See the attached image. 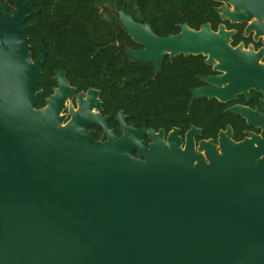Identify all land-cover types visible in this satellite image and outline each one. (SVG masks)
I'll list each match as a JSON object with an SVG mask.
<instances>
[{"label":"water","instance_id":"1","mask_svg":"<svg viewBox=\"0 0 264 264\" xmlns=\"http://www.w3.org/2000/svg\"><path fill=\"white\" fill-rule=\"evenodd\" d=\"M0 0V264H264V100L262 112L241 104L225 110L261 127L239 141L227 126L213 139L200 128L165 132L102 116L99 90L69 105L74 88L56 70L57 86L36 107L46 51L33 59L25 24L34 0ZM221 19L248 22L264 36V0H218ZM140 45L121 44L131 60L165 54L202 55L216 75L191 99L226 102L248 90L264 94L261 51L233 46V30L209 23L157 35L150 24L112 9ZM102 128L95 139L91 126ZM147 138V140L145 139Z\"/></svg>","mask_w":264,"mask_h":264},{"label":"trees","instance_id":"2","mask_svg":"<svg viewBox=\"0 0 264 264\" xmlns=\"http://www.w3.org/2000/svg\"><path fill=\"white\" fill-rule=\"evenodd\" d=\"M10 9V0H1ZM25 1V0H22ZM218 0H34L25 24L36 26L27 33L32 58L43 46L46 51L37 89L42 93L36 107L44 105L50 92L47 80L53 69H62L76 90L98 89L103 109L111 117L118 111L129 123L165 132L178 127L180 133L199 127L200 139L215 137L230 124L235 138L247 127L237 114L224 111L225 103L215 98L191 99L190 88L200 84L199 76L211 67L202 55H164L159 74L152 61L131 60L121 44L137 48L119 24L114 9H123L138 22L150 24L160 36L179 32L177 24L198 29L209 23L216 30L220 22ZM228 27L230 25L227 22Z\"/></svg>","mask_w":264,"mask_h":264},{"label":"flooded vegetation","instance_id":"3","mask_svg":"<svg viewBox=\"0 0 264 264\" xmlns=\"http://www.w3.org/2000/svg\"><path fill=\"white\" fill-rule=\"evenodd\" d=\"M220 20L222 22H220L219 24H224L227 29H231V30L234 31L233 34H232V36H231V44L233 46H236L238 44H242V47L244 49H248L251 46L252 49H253V51L255 53H257L258 51H261L262 52L261 53V57L259 58L258 62L259 63H264V36L263 35H257L256 36L254 31H252V32H246V26H247L248 22L231 23L227 19H221L220 18ZM227 22L230 25V27H228ZM137 48H140V46L137 47ZM210 67H211V72L210 73L203 74L201 76H207V75H210L211 76V75L218 74V72L213 71L211 65H210ZM56 70H60V69H56V68L53 69V74L51 75V78H50L51 80H47V87L49 88L50 92L47 94L46 97H48L51 93H53V88L55 86H57V80L55 79ZM64 76H65V73H64ZM199 81H200V84H198V85L190 88L191 94H192V89L193 88L207 85L206 82L201 81L200 79H199ZM70 86H72L74 88V93H73L72 97L67 100L66 107H65V109L63 111V113H65V115H66L65 121L67 119H69V117H70L68 115V110H67L68 106L69 105H72L74 108H76L77 107V103H76V96H77V94L79 92H82L83 95H84L85 92L88 90V89H85V90H76V88L73 85L70 84ZM38 90H40L41 93H42V89H38ZM248 95L249 96L247 97L243 93L237 94L236 98L231 99V100L226 101V102H222V103L227 104V105H225V108L226 107H229V106H231L233 104H241V105L247 106V107H249L251 109H259L262 112L263 111L262 110V107H263L262 101L264 100V94L262 92L258 91V90L249 89L248 90ZM99 99H100V92H99ZM101 106H102V109L100 110V114L102 116H107L108 117L107 118V126H108V128L109 129H113L114 132H115V134L117 136H119L120 135V132H119V124H118V121H116V119H115V117H116V115H117V113L119 111L113 117H111L108 113H106L104 111L102 101H101ZM225 108H224V111H227V110H225ZM227 112H229V111H227ZM230 113H233V112H230ZM126 122L128 124H133V123H129L128 122L127 115H126ZM245 123H246V126L247 127H245L242 130V133L243 134L241 135L240 138H235V129L230 124H226V126L224 128H222V129H219L218 132L220 130H225L227 128V126H230L231 127V130H232V136L231 137L235 141H239V140L243 139L244 137L248 136V133L249 132H253V133L258 134V135L260 134V132H261V127L260 126L248 124L246 121H245ZM89 129H93L95 139H101V134L103 132V129L102 128H98V127H96V126L93 125ZM218 132L216 133V136L215 137H208V138H205V139H213V141L216 143L217 142V137H218ZM184 133L185 132L180 133V135L183 136ZM200 134H201V130H200V133L194 137L196 141L199 140L198 136ZM145 139L147 140L146 137H145Z\"/></svg>","mask_w":264,"mask_h":264}]
</instances>
